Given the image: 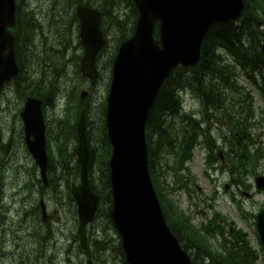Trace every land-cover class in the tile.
Wrapping results in <instances>:
<instances>
[{
  "label": "water",
  "instance_id": "water-1",
  "mask_svg": "<svg viewBox=\"0 0 264 264\" xmlns=\"http://www.w3.org/2000/svg\"><path fill=\"white\" fill-rule=\"evenodd\" d=\"M134 3L139 12L136 31L119 48L108 97L106 121L113 147L110 159L111 217L122 238L129 264H193L167 225L151 181L145 125L166 78L179 65L197 64L211 26L239 19L245 3L244 0H134ZM16 7V0H0V92L3 85L19 72L16 38L9 30L16 23ZM76 12L85 50L81 71L95 83L99 77L96 58L106 43L100 29L101 12L82 5ZM157 22H160L158 40L154 37ZM261 50L264 54V44ZM87 94L82 91L81 98L85 99ZM21 115L27 146L48 184L42 100L28 98ZM86 122V108H83L77 126L81 183L72 186V195L78 205L79 234L85 249L87 226L93 221L100 201L89 183ZM256 183L258 188H264V177H258ZM257 226L264 243V210L257 216ZM89 264L93 263L90 261Z\"/></svg>",
  "mask_w": 264,
  "mask_h": 264
},
{
  "label": "trees",
  "instance_id": "trees-1",
  "mask_svg": "<svg viewBox=\"0 0 264 264\" xmlns=\"http://www.w3.org/2000/svg\"><path fill=\"white\" fill-rule=\"evenodd\" d=\"M99 2L102 5H99ZM99 2L93 4L101 8L105 17L116 18L112 1L101 0ZM245 3L246 11L242 19L212 27L204 40L202 58L198 65L191 68L179 67L165 81L151 110L147 127L151 174L162 202L165 218L183 248L190 252L195 264H256L258 260V254L251 246L247 233L237 229L234 224V231L231 233L229 228L220 224V215L217 214L214 219H210L200 226L194 225L191 216L180 209L166 193H163L154 167L158 152L167 145L176 153L180 149L184 157L190 159L194 145L198 142L200 125H198L197 120L191 119V117L181 119L180 142L173 134L177 121L174 120L171 125L167 124L166 118H176L179 115L181 102L177 96V91L183 88L192 89L203 99L204 120L207 122L214 119L218 122L224 120L232 125L234 129L233 141L227 154L230 156L232 171L235 174L244 179L247 174L255 172V160L259 162L264 159V152L261 149L253 151L251 130L258 124L254 117L253 97L249 91L244 92L243 87H240L237 82V76L243 72L260 88L264 95V56L259 50L264 41V0H245ZM129 4L131 7L134 5L132 0L129 1ZM134 11L136 18L138 12L135 7ZM70 13L68 24L71 30L70 34L73 37L72 46L59 39V44L52 49L53 53L49 55L46 51V58L40 59L34 51V34L40 32V23H37L35 17L29 12H25L21 6L17 12V25L14 33L17 37V59L20 65V73L14 79L15 90L22 96H38L43 99L45 105L51 100V107L55 106V99L59 98L64 91L58 87V84L62 74L68 70L69 62L75 64L76 73L81 76L79 61L82 55L77 51L81 50L82 44L79 40L77 41L76 33L73 32V27L78 18L72 11ZM117 26L121 32V39H119L121 42L127 38L128 29L123 22H117ZM155 36L156 38L159 37L158 24ZM75 43H77L76 46ZM71 47L78 56L74 54L72 59H67L66 53L71 51ZM117 48L118 46L110 55L107 53V47L104 48L99 58L108 57L110 67H112ZM219 48L230 53L233 62L227 61L218 54ZM30 62H32L31 66ZM34 65L38 69L39 66L43 68L44 73H47L48 66L50 71L47 80L35 77L37 73L33 70ZM43 78H45V74ZM81 78L85 80L84 77L81 76ZM58 92L60 94L57 95ZM67 96L68 107L66 112L72 111L69 116L70 127L67 130H72L76 136V125L82 104L79 102L80 104L71 109L73 98L71 94ZM103 115L105 116V110ZM187 120L189 121L188 124L186 123ZM261 120L264 121V114ZM62 121L64 120H60V123ZM100 128L103 134L101 137L103 152L100 161H96L95 150L94 148L91 149V187L101 196V205L95 222L91 226L92 229L102 214L108 226H113L110 216L113 204L109 168L111 146L107 138L104 119ZM67 130H63L60 124L59 133L57 136H52L56 150L52 146L49 147V179L51 186L56 190L60 182L66 184L65 192L69 195L71 182L79 178L80 170L75 163V148H70L69 136L65 133ZM206 132L207 137H205L209 142L210 127L207 128ZM155 133H157L158 141L154 143ZM213 157V154L209 156L208 163H214ZM95 163H98L97 171L95 170ZM106 228L108 227L106 226ZM112 248L119 252L123 263L127 264L120 238L118 243L114 245L110 244L109 233L101 236L100 234L97 235L96 231L92 232L88 255L97 264H109L107 254Z\"/></svg>",
  "mask_w": 264,
  "mask_h": 264
},
{
  "label": "rangeland",
  "instance_id": "rangeland-1",
  "mask_svg": "<svg viewBox=\"0 0 264 264\" xmlns=\"http://www.w3.org/2000/svg\"><path fill=\"white\" fill-rule=\"evenodd\" d=\"M69 6V2H71ZM101 1V0H99ZM97 0H83L86 4H93L99 2ZM106 1V0H103ZM113 2V9L116 18L106 17L102 24V30L108 39L107 53L110 55L114 53L115 47L119 42L120 30L117 26V22H123L127 26V33L130 35L132 33V28L134 27L135 11L134 8L130 6V0H110ZM75 0H18V4L22 5L25 12H29L33 15L41 25V31L34 34V51L38 55V58H46L45 52L51 55L53 53L52 49L57 46L60 40H64L67 45L72 46L73 37L70 34L69 29V18L71 7H73V13L77 4L75 5ZM99 5L102 3L99 2ZM134 12V13H133ZM72 29V28H71ZM76 36L78 35L77 29L75 28ZM60 39V40H59ZM76 44V43H75ZM74 44V45H75ZM71 51H67L66 58L72 59L74 54L72 47ZM83 54V49L77 51ZM108 55V56H109ZM107 56V55H106ZM32 61V60H31ZM62 62V61H61ZM69 68L66 72L62 74L58 87L63 89L66 94H71L73 98V103L71 109H74L79 103L80 92L82 89H87L89 91V96L84 102H88V130L91 145L95 148V158L96 161H100V155L103 152V144L101 140V126L103 120L104 105H106L107 96L112 80V72L110 67V62L108 57L103 56L100 60V77L98 82L94 86H90L89 82L82 80L81 76L76 73V66L74 63L69 62ZM32 62H30V66ZM33 70L37 73L36 78L47 80L49 76L50 69L47 66V73H44V69H39L36 65L33 66ZM38 71V72H37ZM45 74V78H43ZM238 84L244 89L252 92L253 96V110L255 114V119L258 124L252 129V134L257 140L259 146L264 150V121L261 120V112L264 110V98L260 90L252 85L245 75H239ZM57 95L60 92L56 93ZM191 94V93H190ZM184 95V107L187 111L189 110H199L201 108V103L198 99L194 98L192 95ZM66 95V96H67ZM68 97V96H67ZM25 96H22L19 92L15 90L14 82L7 84L3 89L0 96V138L3 146L7 145L9 140L13 139V145L9 153V158H3L4 149L1 147L0 143V215L3 219L0 221V228L5 225L18 226L22 221V214L26 210L24 207L29 206L30 203L36 205L35 196L37 197L40 192L37 193L36 186V175L37 171L34 169L35 162L28 152L25 144V134H24V124L20 116L21 111L25 105ZM46 112L49 120V127L52 130L51 136H57L60 131V124L63 130H67L70 127V112L65 108L55 109L50 106L51 100L46 102ZM74 112V111H73ZM62 123H60V120ZM226 124L214 125L213 134L215 135L218 142L222 145V149H228L227 143L224 140L226 135L230 138L229 128ZM178 127H180L178 125ZM222 129V134L220 132ZM232 128V127H231ZM62 132V131H61ZM69 136L70 148L74 149L78 145V139H76L75 133L72 130L65 132ZM233 133V132H232ZM53 139V138H52ZM55 149V144L52 142ZM264 152V151H263ZM166 158H168L169 163L172 162V154L166 151ZM205 156L206 151L203 146L195 149L194 157L191 162V170L196 179L192 181L189 185L192 191V199L185 193V191L177 192L172 195V199L176 204L190 216H192L194 224L200 225L204 220V216L201 210H204L208 215L212 214L213 206L220 211L228 220L234 221L239 227L243 228L249 233L250 239L254 246H258L257 230L255 226V218L257 213L264 207V192L259 191L255 187V175L250 176L249 182L253 184L251 190H246L242 186L240 180L238 181L240 186L231 180L235 177L228 170L219 169L214 174V179H209L204 174L205 169ZM166 161L162 160L159 168L162 169ZM95 164V167H97ZM163 165V166H162ZM254 166H256L255 172L264 175V171L260 164L255 160ZM39 171V169H37ZM263 171V172H262ZM163 182V179H161ZM168 183H172L174 178L169 175L164 179ZM226 185H229V189H226ZM61 185L58 184L57 191L50 192V203L59 208H62L60 214L61 222L56 224L57 236L56 241L59 246V257L56 260L57 264H69L66 249L70 245L67 240L63 237L64 234L68 233L72 237L77 229L76 215H73L71 206L68 207L64 198H60V193H64V188L61 189ZM217 190V201L213 202L212 196L213 192ZM249 193L252 196L250 198L245 195ZM42 194V193H41ZM44 194V193H43ZM47 194V193H46ZM48 195V194H47ZM28 199L32 201H28ZM54 200H59V203H53ZM34 202V203H33ZM192 202V203H191ZM240 205L244 210L249 212L248 218L242 216ZM53 209L51 212H53ZM22 213V214H19ZM96 220V225L91 232L96 231L101 236L105 233H109L110 244H117L119 241V236L114 230L113 226H108V223L103 217ZM23 223V222H22ZM106 226L108 228H106ZM63 229V230H61ZM24 235V234H22ZM0 238H3V233L0 232ZM12 238V236H10ZM3 245V251L0 253V260L2 264H20V260L25 258L27 252L33 251V245L30 241H22V248L18 249L14 246L13 241L6 242ZM72 246V244L70 245ZM37 249V248H36ZM75 250V249H74ZM31 254H36L31 252ZM108 262L109 264H124L122 257L117 250L113 248L108 252ZM34 259L33 257H31ZM83 259L81 255H77L76 258H72L73 264H79ZM45 262H41L44 264ZM260 264H264V259L261 260Z\"/></svg>",
  "mask_w": 264,
  "mask_h": 264
},
{
  "label": "flooded vegetation",
  "instance_id": "flooded-vegetation-1",
  "mask_svg": "<svg viewBox=\"0 0 264 264\" xmlns=\"http://www.w3.org/2000/svg\"><path fill=\"white\" fill-rule=\"evenodd\" d=\"M46 199V198H45ZM48 201V199H46ZM48 207V213L49 218L45 220L42 219V216L38 217H32V209H30L29 212H25V215L22 217L23 222L25 223V228L33 229L32 234H36L35 236L38 237L39 241H37L38 246H34L36 248L33 249L31 252H35L36 254H31V252H28V255L33 257L35 260H39V263H41V260H45L44 264H57L56 260L59 257V246L57 245V241L49 240L48 238L53 235V232H55L56 224H54V220L56 222L60 223V216L58 215L59 209H53V213H51L52 210V204L46 203ZM26 209V207H24ZM36 208V207H35ZM21 228H24L22 225ZM29 234V230H28ZM65 238L67 239V236L65 235ZM42 239L44 242V245L42 244ZM73 243V242H72ZM74 253L69 249L67 251V255H73ZM31 258L25 257V260L23 259L22 262L25 264L28 260ZM1 262V260H0ZM38 263V264H39ZM80 264V263H79Z\"/></svg>",
  "mask_w": 264,
  "mask_h": 264
}]
</instances>
